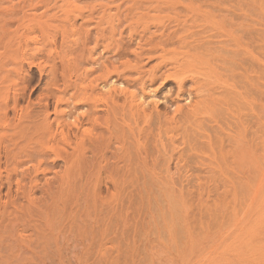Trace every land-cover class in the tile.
<instances>
[{
    "label": "rangeland",
    "instance_id": "obj_1",
    "mask_svg": "<svg viewBox=\"0 0 264 264\" xmlns=\"http://www.w3.org/2000/svg\"><path fill=\"white\" fill-rule=\"evenodd\" d=\"M0 264H264V0H0Z\"/></svg>",
    "mask_w": 264,
    "mask_h": 264
}]
</instances>
